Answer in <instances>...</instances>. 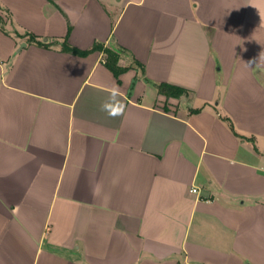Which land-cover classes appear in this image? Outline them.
<instances>
[{"label":"crops","instance_id":"obj_1","mask_svg":"<svg viewBox=\"0 0 264 264\" xmlns=\"http://www.w3.org/2000/svg\"><path fill=\"white\" fill-rule=\"evenodd\" d=\"M0 17V264H264V0H0Z\"/></svg>","mask_w":264,"mask_h":264},{"label":"trees","instance_id":"obj_2","mask_svg":"<svg viewBox=\"0 0 264 264\" xmlns=\"http://www.w3.org/2000/svg\"><path fill=\"white\" fill-rule=\"evenodd\" d=\"M1 17H0V21H1ZM29 37L31 40L35 41L37 44L41 45V46H45V47H50L52 42H48V41H44L43 39L39 38L37 35L33 34V33H28ZM63 48L67 49V50H72L74 52H77L79 54L82 55H86L89 52L96 50V49H101L105 52L106 56H105V63L106 65L114 72V74L119 77V75L128 69L129 66H123L119 64V60L121 57V53L117 48L111 47V46H104L103 43L100 42H96L91 48L82 50L76 47L71 46L70 44H68L67 40L65 39L63 41ZM122 51L124 50V48H120ZM159 90L168 95V96H176L179 97L182 94L187 92V89L179 86V85H174L171 83H167V82H162L158 84Z\"/></svg>","mask_w":264,"mask_h":264},{"label":"clouds","instance_id":"obj_3","mask_svg":"<svg viewBox=\"0 0 264 264\" xmlns=\"http://www.w3.org/2000/svg\"><path fill=\"white\" fill-rule=\"evenodd\" d=\"M264 59V54L261 53L259 62ZM108 98L102 103L101 110L106 112L110 117H117L123 114L126 105L120 99L121 93L118 88H111L108 90ZM101 186L93 187L92 193L94 196H99Z\"/></svg>","mask_w":264,"mask_h":264},{"label":"rangeland","instance_id":"obj_4","mask_svg":"<svg viewBox=\"0 0 264 264\" xmlns=\"http://www.w3.org/2000/svg\"><path fill=\"white\" fill-rule=\"evenodd\" d=\"M118 50L120 51V53H121L122 55H126L125 52L122 51L121 49H118Z\"/></svg>","mask_w":264,"mask_h":264},{"label":"built area","instance_id":"obj_5","mask_svg":"<svg viewBox=\"0 0 264 264\" xmlns=\"http://www.w3.org/2000/svg\"><path fill=\"white\" fill-rule=\"evenodd\" d=\"M193 191H196V188L195 187L193 188Z\"/></svg>","mask_w":264,"mask_h":264}]
</instances>
